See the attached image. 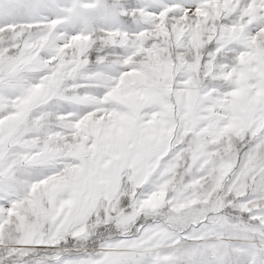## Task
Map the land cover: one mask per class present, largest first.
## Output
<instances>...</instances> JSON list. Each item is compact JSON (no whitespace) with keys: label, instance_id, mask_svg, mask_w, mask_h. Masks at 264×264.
Masks as SVG:
<instances>
[{"label":"snow or ice","instance_id":"obj_1","mask_svg":"<svg viewBox=\"0 0 264 264\" xmlns=\"http://www.w3.org/2000/svg\"><path fill=\"white\" fill-rule=\"evenodd\" d=\"M0 264H264V0H0Z\"/></svg>","mask_w":264,"mask_h":264}]
</instances>
